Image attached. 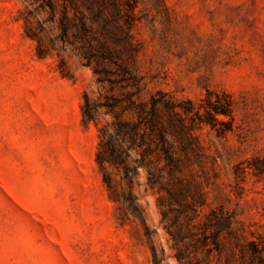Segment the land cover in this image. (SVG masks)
Wrapping results in <instances>:
<instances>
[{"label": "rangeland", "instance_id": "obj_1", "mask_svg": "<svg viewBox=\"0 0 264 264\" xmlns=\"http://www.w3.org/2000/svg\"><path fill=\"white\" fill-rule=\"evenodd\" d=\"M131 3L140 98L161 89L193 108L183 143L192 136L196 151L183 153L180 175L190 194L203 192L196 236L210 245L176 243L185 213L145 169L129 186L109 167L107 186L98 127L112 116L103 108L83 120V94L96 102L106 93L93 66L52 45L59 30L48 12L26 26L23 0H0V264H155L153 249L157 264H183L177 246L187 242L193 264H264V0ZM219 98L229 114L201 121ZM128 192L141 218L122 203ZM211 210L230 221L218 248Z\"/></svg>", "mask_w": 264, "mask_h": 264}, {"label": "trees", "instance_id": "obj_2", "mask_svg": "<svg viewBox=\"0 0 264 264\" xmlns=\"http://www.w3.org/2000/svg\"><path fill=\"white\" fill-rule=\"evenodd\" d=\"M23 2L26 26L30 18L48 12L47 21L56 20L59 30L51 41L52 45H56L59 50L70 48L83 64L92 65L96 81L106 90L104 101L96 102H92L85 92L82 110L85 122L95 121L99 110L103 108L112 116L109 123L98 127L100 140L96 160L103 170L107 186L112 188L109 167L122 170V178L129 186L133 185L139 169H145L147 183L152 188L166 191L169 202L179 203L180 212L185 213L174 221L177 228L172 235L176 243L188 238L190 242L195 240L194 242H199L202 246L210 245L205 234L198 238L196 236L200 225V206L206 203L203 192L198 190L197 196L190 194L189 185L180 175L183 155L196 151L188 142L192 136L186 134V142L183 143L187 128L183 114L189 115L193 108L181 106L161 89L156 90L146 100L140 98V78L137 69L130 68L129 65L137 62V48L132 33V0ZM125 5H129L128 11H123ZM108 27L113 29L109 30ZM27 33L37 39L39 55H46L47 50L42 48L38 34L30 30ZM119 88L122 91L120 95L115 93ZM217 101L218 105L209 102V107L206 108L207 118L201 121L212 124L213 120H217L216 115L229 114V110L219 107L221 105L227 108V101L223 102L220 98ZM188 103L193 105L191 101ZM196 113L200 114V110ZM122 203L141 218L137 197H133L131 192L123 193ZM162 214L165 219V209ZM207 218L214 223L211 241L218 248L222 231L229 230L230 221L216 210H211ZM190 242L177 246V258L180 261L186 260L183 264H193L192 258L189 259L190 255L186 252ZM153 255L157 264L154 249Z\"/></svg>", "mask_w": 264, "mask_h": 264}]
</instances>
